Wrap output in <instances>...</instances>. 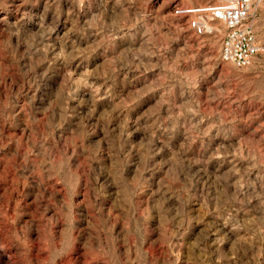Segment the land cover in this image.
<instances>
[{"label":"rangeland","instance_id":"rangeland-1","mask_svg":"<svg viewBox=\"0 0 264 264\" xmlns=\"http://www.w3.org/2000/svg\"><path fill=\"white\" fill-rule=\"evenodd\" d=\"M208 0H0V264H264V0L248 66Z\"/></svg>","mask_w":264,"mask_h":264},{"label":"built area","instance_id":"built-area-1","mask_svg":"<svg viewBox=\"0 0 264 264\" xmlns=\"http://www.w3.org/2000/svg\"><path fill=\"white\" fill-rule=\"evenodd\" d=\"M256 0H208L181 13L191 15L189 25L197 35L213 31L212 23L220 22L225 32L220 45V57L235 66H248L260 52L251 17Z\"/></svg>","mask_w":264,"mask_h":264}]
</instances>
